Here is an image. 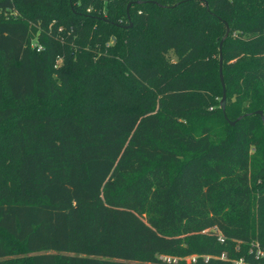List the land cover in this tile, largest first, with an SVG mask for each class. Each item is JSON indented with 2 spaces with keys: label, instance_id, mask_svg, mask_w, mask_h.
<instances>
[{
  "label": "trees",
  "instance_id": "1",
  "mask_svg": "<svg viewBox=\"0 0 264 264\" xmlns=\"http://www.w3.org/2000/svg\"><path fill=\"white\" fill-rule=\"evenodd\" d=\"M263 122L264 0H0V264H255Z\"/></svg>",
  "mask_w": 264,
  "mask_h": 264
},
{
  "label": "built area",
  "instance_id": "2",
  "mask_svg": "<svg viewBox=\"0 0 264 264\" xmlns=\"http://www.w3.org/2000/svg\"><path fill=\"white\" fill-rule=\"evenodd\" d=\"M34 47H36L37 51L41 49L40 45H37L36 43L33 44ZM214 231V230H213ZM217 242H222V238L218 237ZM248 254L250 255L251 259L256 262L255 264H264V251L259 248V245L257 242H250ZM158 259L160 260L161 264H176L177 258L176 257H169L165 255H159ZM196 259V256H186L183 258L184 264H192L194 263ZM200 259L204 262L209 259L207 256L200 257ZM218 261L224 260L227 261L225 256L223 254H220L218 258H215ZM230 264H249L248 262H245L242 258H238V260H228Z\"/></svg>",
  "mask_w": 264,
  "mask_h": 264
},
{
  "label": "water",
  "instance_id": "3",
  "mask_svg": "<svg viewBox=\"0 0 264 264\" xmlns=\"http://www.w3.org/2000/svg\"><path fill=\"white\" fill-rule=\"evenodd\" d=\"M130 4L131 3H129L128 4V6H127V13H128V9H129V6H130ZM127 19H129L128 18V14H127ZM131 25V23H129V26ZM227 30H226V32H225V35H224V37L220 40V42H219V44H218V51H219V49H220V44L222 43V41L224 40V38L227 36ZM220 62H221V55H220V51H219V54H218V69H219V72H218V77H219V85L221 86V97H220V100H219V104H220V106L222 107L221 109H222V113H223V101H224V86H223V83H222V78H221V69H220ZM255 114L256 115H258L259 116V118L262 120V116H261V113L259 112V111H256L255 112ZM223 117H224V115H223ZM263 121V120H262ZM229 125L230 126H233L234 125V123H229ZM263 125H264V122H263Z\"/></svg>",
  "mask_w": 264,
  "mask_h": 264
},
{
  "label": "rangeland",
  "instance_id": "4",
  "mask_svg": "<svg viewBox=\"0 0 264 264\" xmlns=\"http://www.w3.org/2000/svg\"><path fill=\"white\" fill-rule=\"evenodd\" d=\"M59 62H61V61H59ZM60 64V63H59ZM182 262H183V260H182ZM187 264V263H186Z\"/></svg>",
  "mask_w": 264,
  "mask_h": 264
}]
</instances>
